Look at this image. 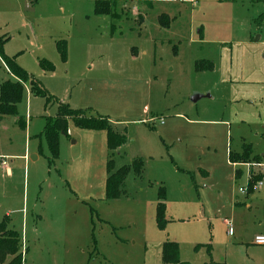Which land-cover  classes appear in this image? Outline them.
Wrapping results in <instances>:
<instances>
[{"label": "rangeland", "instance_id": "obj_1", "mask_svg": "<svg viewBox=\"0 0 264 264\" xmlns=\"http://www.w3.org/2000/svg\"><path fill=\"white\" fill-rule=\"evenodd\" d=\"M95 1L0 0L4 55L51 98L24 85L17 116L0 119V224L19 236L22 264H163L165 242L177 244L182 263L225 264L229 256L231 264H264V248L246 255L228 247L234 239L223 224L248 185L245 165L264 164L230 166L226 156L227 143L239 150L243 140L264 155V26L253 24L264 3L102 0L115 4L97 17ZM56 37L94 39L105 58L74 63L71 42L68 66L67 43L62 62ZM42 60L54 71H43ZM196 63L211 70L197 72ZM3 65L0 85L13 80ZM195 94L203 98L193 103ZM60 104L107 117L126 144L109 151L104 131L69 122L50 163L40 133ZM160 117L164 125H154ZM137 158L141 178L130 171L123 195L106 200L107 163L115 171ZM159 187L163 229L155 222Z\"/></svg>", "mask_w": 264, "mask_h": 264}, {"label": "trees", "instance_id": "obj_2", "mask_svg": "<svg viewBox=\"0 0 264 264\" xmlns=\"http://www.w3.org/2000/svg\"><path fill=\"white\" fill-rule=\"evenodd\" d=\"M223 2H234V0H222ZM264 0H251V4H261ZM115 2L97 0L94 3L95 16H110ZM253 24L257 27L264 26V13L260 14L253 20ZM4 37H0V59L7 68V71L13 80H7L0 85V119L5 116H17V105L21 102L24 85H30L32 93L51 100L47 93L40 87L39 83L15 63L14 58L4 55L3 46L6 43ZM56 51L62 62H66V42L58 41L55 44ZM40 68L43 71L53 72L54 67L45 60L40 62ZM195 70L204 72L211 70V64L196 63ZM72 122L77 128L92 131H104L106 133V145L109 151H115L125 144L124 135L115 133L107 117L99 115H88L83 111H75L69 109L68 106L60 104L54 117L48 118L45 122L41 135L45 138L48 151L50 154V163H53L58 156V140L59 136H66L68 123ZM21 129H24V123L18 121ZM228 159L231 164L246 163L247 161L260 162L257 156L252 157V149L250 145H244L240 154L229 152ZM107 179L105 182V198L106 200L118 199L123 195L124 181L127 175L132 171L136 177H140L143 171V163L141 159H135L128 166H122L114 171L112 161L107 163ZM239 175L236 172V176ZM259 176L251 177L248 183V193H252V189ZM165 202L166 192L163 187L158 188L157 204L155 207V222L159 229H163L165 225ZM20 239L19 236L8 231L4 224H0V264H22L19 254ZM210 251V246L207 245ZM161 261L163 264H187L179 260L178 246L174 242H165L162 246Z\"/></svg>", "mask_w": 264, "mask_h": 264}, {"label": "crops", "instance_id": "obj_3", "mask_svg": "<svg viewBox=\"0 0 264 264\" xmlns=\"http://www.w3.org/2000/svg\"><path fill=\"white\" fill-rule=\"evenodd\" d=\"M97 17H101V16H97ZM0 36H1V34H0ZM59 36H61V35H59ZM65 38L67 40V42L66 41L65 42L67 43V54H68L67 65L68 66L72 64L71 42L73 43V45H74L73 47H74V50L76 52V55L75 54L73 55V59H74L73 62L74 63H79V64L83 65V64H88L90 62H94L95 60H97V61L103 60L105 58L104 52L101 51V48L98 47L97 43L96 44L95 43H89V42H93L94 39L91 41H84L82 39H78L77 41H75V40L71 41L70 37H65ZM109 38L113 39L112 37H109ZM58 41H64V37H56L53 40L55 50H56L55 44ZM103 41H106V40H103ZM51 62H54V59H52ZM92 64L93 63H91L90 65H92ZM10 78H11V76H10ZM202 98L203 97H200L198 100H200ZM193 103H195V102H193ZM27 120H28V118H27ZM159 121H161V122H159ZM154 122H153V124L156 126H163L165 123L164 119H162L161 117L159 119H157V122H156L157 124ZM198 122L209 124V125H211V124L222 125L223 124V121H221V120L217 121V122L193 121V123H198ZM148 124H149L148 126L151 125L150 123H148ZM156 126H154V128ZM25 128H26V123H24V129ZM162 135H163V133H162ZM125 144H126V141H125ZM244 145H250V144H246L243 140L242 142H240L239 150H233L232 151L231 141L229 143H227L226 156H227L228 164L230 166H243V165H245L244 163L231 164L229 162V159H228L229 152L240 154L242 152ZM120 148H118V149H120ZM251 149H252V146H251ZM255 156H257L261 159V161H260L261 163L264 162V155L263 154L258 155L252 150V157H255ZM34 158L36 159L35 156H31L32 160ZM25 159H26V157H25ZM143 171H144V168H143ZM143 171H142V173H143ZM236 172H238V174H240V171L238 169L235 171V175H236ZM141 176H142V174H141ZM141 176L138 178H141ZM256 176L260 177V175H253L252 177H256ZM263 176H264V174H263ZM246 188H247L246 194L240 193L239 197H236V198L232 197V199L230 201L231 205L230 206L228 205L230 208V216L226 217L223 220V224L226 227V236L230 239H232V238L234 239V241L229 240L227 242L228 247H233L234 249H241L242 252H245L247 255L248 250H253V249H256L257 247L258 248H264V247L256 246L253 244V240L256 236L264 235V177H263V185L259 189H255V190L252 189V193L249 194L248 193V185ZM261 206H263V211H259ZM227 224H230L232 227V230H233L232 236L227 235ZM208 245L210 246V248L212 247V244H208ZM229 259L232 260V258H230L229 256L226 257V260H225L226 263L225 264H231V263H229V261H227Z\"/></svg>", "mask_w": 264, "mask_h": 264}, {"label": "built area", "instance_id": "obj_4", "mask_svg": "<svg viewBox=\"0 0 264 264\" xmlns=\"http://www.w3.org/2000/svg\"><path fill=\"white\" fill-rule=\"evenodd\" d=\"M148 1H152V0H148ZM3 63V62H2ZM4 68L7 70V68L5 67V65H3ZM161 122V121H159ZM245 166H247L250 170V174H249V180L251 179V177L253 175H260V180L256 182V184L253 187V190L255 189H259L262 185H263V174H264V165L263 164H246ZM256 169L253 172V169ZM240 193L241 194H246L247 193V188H242L240 189ZM233 230L230 224H227V235L228 236H232ZM253 244L256 246H261L264 247V235H258L254 238L253 240Z\"/></svg>", "mask_w": 264, "mask_h": 264}, {"label": "water", "instance_id": "obj_5", "mask_svg": "<svg viewBox=\"0 0 264 264\" xmlns=\"http://www.w3.org/2000/svg\"><path fill=\"white\" fill-rule=\"evenodd\" d=\"M200 97L202 96L195 94L194 96H192L191 101L196 102Z\"/></svg>", "mask_w": 264, "mask_h": 264}]
</instances>
